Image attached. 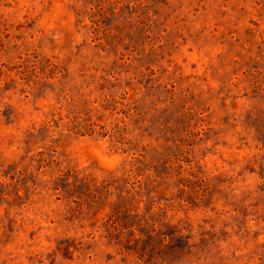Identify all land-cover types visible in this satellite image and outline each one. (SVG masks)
Instances as JSON below:
<instances>
[{
	"label": "rangeland",
	"instance_id": "rangeland-1",
	"mask_svg": "<svg viewBox=\"0 0 264 264\" xmlns=\"http://www.w3.org/2000/svg\"><path fill=\"white\" fill-rule=\"evenodd\" d=\"M0 264H264V0H0Z\"/></svg>",
	"mask_w": 264,
	"mask_h": 264
},
{
	"label": "trees",
	"instance_id": "trees-1",
	"mask_svg": "<svg viewBox=\"0 0 264 264\" xmlns=\"http://www.w3.org/2000/svg\"><path fill=\"white\" fill-rule=\"evenodd\" d=\"M110 183H105L102 185V188H108ZM90 187L88 186L86 190H89ZM125 207V202L122 200H117V202L112 206L109 218L107 219L106 226H107V231L109 233V236L112 237L115 232H117L118 229L120 230H138L139 232L142 233L147 224V221L142 218L144 216H140L138 213H134L132 209L124 208ZM148 218V217H146ZM149 218L152 219V215H149ZM149 232L151 231H156V228L154 226V222L148 226ZM136 249V248H135ZM140 255V251L136 249Z\"/></svg>",
	"mask_w": 264,
	"mask_h": 264
}]
</instances>
